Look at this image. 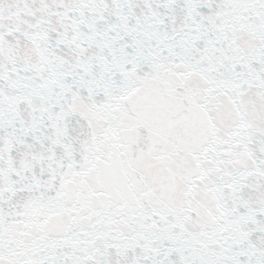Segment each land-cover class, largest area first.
I'll return each instance as SVG.
<instances>
[{
    "label": "snow or ice",
    "instance_id": "1",
    "mask_svg": "<svg viewBox=\"0 0 264 264\" xmlns=\"http://www.w3.org/2000/svg\"><path fill=\"white\" fill-rule=\"evenodd\" d=\"M0 264H264V0H0Z\"/></svg>",
    "mask_w": 264,
    "mask_h": 264
}]
</instances>
